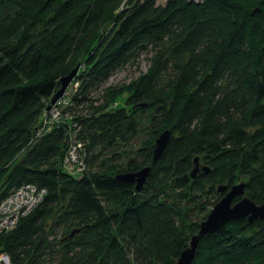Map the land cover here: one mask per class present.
Here are the masks:
<instances>
[{"label": "trees", "instance_id": "trees-1", "mask_svg": "<svg viewBox=\"0 0 264 264\" xmlns=\"http://www.w3.org/2000/svg\"><path fill=\"white\" fill-rule=\"evenodd\" d=\"M119 1L0 0V199L24 183L47 190L0 234L10 264H42L57 246L59 264H175L219 185L245 179L264 203V0H126L114 13ZM142 54L137 78L89 96ZM80 63L73 114L41 131L60 78ZM142 111L150 131L139 140ZM74 123L90 165L80 175L62 166ZM162 126L170 137L154 161ZM195 157L208 171L190 177ZM145 166L139 191L116 178ZM191 264H264V219L203 235Z\"/></svg>", "mask_w": 264, "mask_h": 264}, {"label": "water", "instance_id": "water-1", "mask_svg": "<svg viewBox=\"0 0 264 264\" xmlns=\"http://www.w3.org/2000/svg\"><path fill=\"white\" fill-rule=\"evenodd\" d=\"M79 65H76L68 74L60 78V87L52 95L50 104L63 94L66 86L76 76ZM49 108V105H48ZM170 137V130H163L155 139L153 149V160H158L163 154ZM151 167L145 166L137 171L123 172L116 175V178L122 182L134 184L135 190L139 191L143 188L146 178ZM208 171L207 166H200L198 158H194V166L190 172V177H194L200 170ZM246 182L241 181L228 187L226 184L218 186L217 191L222 197L213 205L206 217L200 222L199 230L190 238L188 246L183 249L175 264H191L196 253V248L200 238L209 233L216 232L223 224L230 220H236L246 217L247 220L253 221L257 218L264 219V203L257 204L254 200L245 194ZM239 197L237 201H234Z\"/></svg>", "mask_w": 264, "mask_h": 264}, {"label": "rangeland", "instance_id": "rangeland-1", "mask_svg": "<svg viewBox=\"0 0 264 264\" xmlns=\"http://www.w3.org/2000/svg\"><path fill=\"white\" fill-rule=\"evenodd\" d=\"M165 2H166V0H157L158 4H164ZM125 5H126V0H121V1L117 2L116 5H115L114 13H119L122 10V8L125 7ZM148 56H149L148 54L147 55L146 54H142L141 56L138 57V59H136L133 62L128 63L127 66H125L124 68H121V69H118L117 71H115L112 74V76L103 85L98 86L96 88H93L90 91L89 96L92 99L100 98L101 95H102V92H103V90H104V88L106 86L127 85L131 80L137 78L140 75V73L145 71V69H146V67L148 66V63H149ZM83 67H84V65L82 63H80L79 69H78V72H77L76 76L73 78V80H71L69 82V84L66 86L63 94L56 100V102L50 104V101H49V103H48L49 108H48V105L45 108V111H48L45 114L46 118H48L51 121H53V120L54 121L55 120L65 121L66 118L70 119L69 116L73 114L72 113L73 111L70 108H68V109H65V108L69 107L70 104H71L70 100L74 96H78L79 93H80V87L82 85V79H83L82 76H80V74L82 72ZM126 96H127L126 93L122 94L118 98V100L114 103V105L115 104H116V106L123 105ZM64 100H66V102ZM62 107H65L64 108L65 110L61 111ZM87 109L88 108H86L85 105H84L83 108L78 107V111L77 112L82 114V115H84V113H87V111H86ZM138 116H139L138 117V123L141 125V130H142L140 132L141 134H140V136L138 138L140 140V139H142L143 137L146 136V134L150 131V129H148V126H149L148 112L147 111L146 112L142 111V112H140V114ZM164 129H166V127H164V126L160 127L159 128V132L156 134V137H158V135ZM156 137L154 139H156ZM135 140H137V139H135ZM139 140H137L138 143H139ZM138 143H136L134 141V147H137ZM153 145H155V141L153 142ZM83 151L84 150L82 148L77 149V151L72 154L74 159H76V160L72 161V163H70V164H66L67 162L64 163V161H62L63 168L69 170L70 172H72L74 174L79 173V175L82 174L85 171L86 168H88V170H89V166L90 165H89V163H86L84 161V159H83ZM17 161H18V158L16 160H14L13 163H11V166L14 165V163H16ZM200 163L204 164L203 161H200ZM241 181L245 182V179L244 180L237 179L235 181V183H238V182H241ZM36 207H34L32 210H34ZM211 208H209V210H211ZM31 211H29L27 214H29ZM26 215H24V216H26ZM24 216H22V217H24ZM56 217L57 216H55V218ZM64 231H65L64 224L63 223L57 224V226L54 229V231H50L49 232V240L50 241L53 240L54 237H55V239L56 238L58 239L62 235V233ZM2 233H5V232H2ZM61 255H62L61 246H57L54 249V251L46 253L45 255L42 256L43 258L41 259V263L42 264H59V260H60Z\"/></svg>", "mask_w": 264, "mask_h": 264}, {"label": "built area", "instance_id": "built-area-1", "mask_svg": "<svg viewBox=\"0 0 264 264\" xmlns=\"http://www.w3.org/2000/svg\"><path fill=\"white\" fill-rule=\"evenodd\" d=\"M64 101L66 102V100ZM62 108L64 109L65 107ZM62 108L61 111L63 110ZM47 112L48 111L44 113V117L40 123L41 131L48 130L55 122L62 121L49 120L45 116ZM77 125V123L73 124L76 128L73 130V133L69 135V147L63 159L64 163L67 162L66 164L75 161L76 159H74L72 154L75 153L77 149L82 148V144L76 141V133L79 129ZM46 193L47 190L45 187L37 186L34 183H24L12 189L6 196L0 199V234L15 228L22 216L26 215L43 201ZM0 264H10L9 257L4 252H0Z\"/></svg>", "mask_w": 264, "mask_h": 264}]
</instances>
